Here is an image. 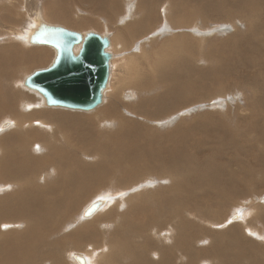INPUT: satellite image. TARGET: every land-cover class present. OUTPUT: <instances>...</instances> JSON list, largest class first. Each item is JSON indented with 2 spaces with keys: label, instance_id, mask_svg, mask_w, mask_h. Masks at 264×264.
<instances>
[{
  "label": "bare ground",
  "instance_id": "6f19581e",
  "mask_svg": "<svg viewBox=\"0 0 264 264\" xmlns=\"http://www.w3.org/2000/svg\"><path fill=\"white\" fill-rule=\"evenodd\" d=\"M52 1L53 0H42L44 3ZM91 1H94L97 6H100L102 2L105 5L109 4V6L113 8L117 6V2L121 6H128V10L132 3L129 0H116V2L113 0L109 2H107V0L106 2L101 0ZM180 1L184 2V0H163L159 6V11H163L165 17L169 16L172 18L174 10L176 18H179L181 15L175 8L178 4H181ZM211 1L212 0H210V4ZM224 1L225 0H220L219 6L211 4L208 8L209 11H206H214L212 13L213 18L210 17L205 19L230 21V24L218 26L217 30L221 32L220 34L225 31V28L230 27L234 29V27L231 26L232 22L241 21L243 18L246 19L247 24L250 25L244 37L240 36V38H237V35L240 33L239 31H235L230 36L228 35L229 38L226 37L227 41L223 43H226V45L231 42L235 43L236 53L234 51L230 52L229 50H227L228 52L226 51V53L237 58L236 63L239 62V66H241V69L243 68L241 71L238 69L240 74L238 73L239 75L237 74V76L246 81L244 83L245 86L250 87L246 89L253 92V95L249 94L245 99V103L248 106L246 109H250V112L248 116H243L241 120H243V122H249L250 129L252 130L250 134L256 133L252 138L257 140L261 137L264 139V120H257L261 117L262 110L264 111V0H240L244 8L241 9L237 7L235 10L230 7L229 4L225 5ZM11 2V13L13 15V13H17V10L21 8L20 5L23 3V0H11ZM145 2L146 0H139V7ZM2 3L3 0H0L1 5ZM64 4L63 6H65ZM150 6L158 8L154 1L150 2ZM133 7L134 6H132L131 9H133ZM56 8H58V6H56ZM58 9L61 8L59 7ZM65 9L66 8H64V10ZM131 9L129 10L130 13H127V17L137 19L139 13H131ZM61 11H63V7ZM77 11H79V9ZM206 11H202L204 17L210 15ZM221 11L225 12V14L220 15ZM56 12L60 13V11ZM4 13V15H6V11H4ZM58 13L56 15H58ZM64 13H67V11ZM77 15L79 14H76V17ZM110 16L112 17V15ZM76 17L75 15L73 16V21H80V19ZM0 18L2 20H0V31L2 32V30L9 29V26L6 25L8 23L5 22V16H0ZM144 19L147 25H149L150 23L156 22L157 16H149L144 9ZM31 20L32 24L26 29L25 34L19 35L18 26L14 27L15 25L13 29L10 27L12 33H10L11 31L9 33L10 35L15 34L16 36H20V38L29 45H39L29 42L28 36L40 21H47L41 14H33ZM191 20L188 14H183L179 20L181 24L175 26H183L190 23ZM47 23L52 24L49 22ZM127 26L131 27L130 23H128ZM64 27L73 30L66 26ZM213 27L215 28L217 26ZM139 28L140 26L137 25L131 29V32L127 30L124 25H121L120 29L118 28V39L122 42L124 48L130 47V45L133 44V39L136 38V34L139 35ZM185 29L186 31L190 30L189 28ZM86 32L88 31L82 33ZM5 33L7 35V32ZM174 34L177 38L163 43L160 50L156 51L159 54V56L156 54L158 56L157 78L163 82H170L171 87L159 92L153 102L148 99L142 101V105H145V107L142 113H138L139 121L136 123L145 127L147 130L145 133L146 136L141 135V137H143L141 141H139L141 138H139V136L137 137L139 143L135 154H132L129 146L125 147V166L121 164L122 158L110 155L107 152V142L104 141L101 135L99 143H86L92 140L95 132L98 131L92 119H87L78 114H72L78 112L64 109H39L41 107L59 106L46 105L43 96L35 90L24 86L23 80L22 87L40 96L41 102L26 104L25 109L28 110L27 112H22L20 110V112H16L17 114L13 119H5L0 124V130L2 131L15 128L13 133L9 132L6 134L5 132L4 135L0 136V181L10 180L16 187L15 191L7 193V195L0 198V222H2L0 225V264H43V262L44 264H65L62 262V258H56L54 253L61 256H68V253H71V250L76 248L77 239L87 238L90 239L92 243L87 245L84 253L72 254L75 264H80L76 258L77 255L85 257L86 264H254V259L247 256L248 251L251 250L249 248L251 247V240H255L254 244H258L262 247L259 254L256 256V264H264V239H261V237H264V203L263 205H254V203H251V198H247L249 196L255 197L256 194H258L259 199H262L264 196V148L257 149L253 145L247 147L241 140V137L234 138L236 134L234 137L225 134L221 140L222 143L218 144V149L217 147L206 148L207 150L202 154H199V151H201L199 149V151L196 150L197 152H191V144H193L192 131L196 129L197 126H201L205 119L204 115H202V117H200V115L195 118L196 121H190L189 116L182 118L181 123H178L174 129L166 132L164 135H160L161 137L159 140L161 142L158 147L160 149L163 145L165 147V149L161 151V156L164 161H158L153 155V150H151L150 139L152 137L157 138L155 133L158 130L155 126L151 127L147 123L154 124L158 120L167 118L157 123L160 125L171 124L177 121L180 115V112H178L180 108L186 109L195 102L199 103L193 105L189 111L183 110L181 112L187 115L189 112H192V110H195V108H202L207 102L212 106L217 105L222 107L225 101H222L221 98L227 97V100H230V90L232 92L230 96L236 94L237 99L241 96L240 93L237 92V89H227L230 85L224 89L222 88L215 91V88L219 86V84L217 86L216 84L221 81L214 79V70L211 68L205 71V69H199L194 65V57L200 53H197V51L202 50L200 49V43L197 44L195 41L189 42L186 40H190L189 37L184 35L177 36V33ZM102 35H107L110 40L112 39L108 34ZM121 36L124 40L120 38ZM201 40V44L205 43L204 39ZM14 45L13 47L11 46L12 49H14ZM111 45L112 40L108 48L109 51ZM0 46L2 47V45ZM202 46L203 45H201V47ZM215 47L216 46H214V48ZM75 49L77 51L79 46ZM23 51L25 52V50ZM110 52L112 53L110 62L112 72H110V79L103 92V101L91 111L96 110L104 103L106 93L110 86L113 87V89L117 87L116 81L118 72H116V65L118 58L112 51ZM116 52L117 51H115V53ZM218 52L217 49L213 53H210L212 55ZM42 54H47V51L32 47V49H29V54L26 56H30V59L37 61L43 57L41 56ZM22 56L24 55L22 54ZM54 58L55 55L51 63ZM11 59L13 60V57H11ZM115 59L116 61L114 63ZM17 60L15 61V66L18 64ZM45 60L46 59H44V61ZM211 60L212 58L210 59V63ZM255 60H259V70L253 73L248 72L247 67L254 64ZM129 62L132 64L136 63L137 67H130L132 77L124 78L119 81L118 84L120 86H131L134 84L136 87L138 82L139 84L142 82L140 81L142 77H148L150 74L149 69L153 68L149 62L142 61L138 64V57L136 55H132ZM127 63L128 62H126L124 66L127 65ZM232 65L233 64H230L228 59L223 57L220 70L223 74L231 75L234 71ZM12 66L9 68L6 65L9 69H11ZM29 66L30 65H27V67ZM206 68L208 67L206 66ZM194 71L197 73L200 72L199 75L202 76V79L208 78L210 88L208 85L204 89L199 90L192 88L193 85H195L193 81ZM7 72L8 71H6V73ZM9 72L7 74H9ZM217 74L218 72L216 75ZM11 75H13V73L10 74V78L8 77L10 80V87L12 85ZM235 78L237 77H233L234 80H236ZM4 79L6 80V77ZM230 79L232 80V78ZM234 80L233 82H235ZM227 82L229 81L223 82V84ZM142 83L141 85H143ZM197 85L202 88L200 84H196V86ZM224 86L225 85H223V87ZM231 87H233V85ZM212 88H214V91L210 90ZM138 89L140 93L146 91V88ZM124 91L125 90H121L118 92V102L124 97H120V95L125 93ZM0 94L4 97V99L2 98L3 100L0 101V108L13 110L18 108L19 101H16L17 93L14 95V93L9 90V95L6 99L5 93L0 91ZM23 96L24 98L26 97L25 94H21V97ZM29 101L30 100H27L25 102ZM228 108L231 109L229 106ZM239 108H241V106ZM226 110L227 113H225V110L223 113L227 116L231 115V113L228 114L229 110ZM126 112L127 109L124 107L119 109L120 114ZM94 120H98L101 128L111 125L116 121L115 117L109 116L105 110L97 113L94 116ZM6 122H9L8 126L4 125ZM31 122V126L35 125L37 129L28 127ZM38 127H40L41 130ZM108 130L104 129L99 132L103 134ZM209 130H211L210 127ZM67 131H72L76 135H65ZM130 133L129 131L128 141L131 140ZM1 134L3 133H0V135ZM213 134L214 132L207 131V136L210 135L207 138L214 137ZM178 141H182L183 145L179 147ZM43 142L48 147L50 146V150L48 153L46 151L47 154L45 155L35 154L34 150H45ZM73 142L76 143L78 147L72 146ZM46 150L48 149L46 148ZM242 155H244V157ZM80 158L85 163L86 169L96 173V186L97 184L103 186L104 181L109 178V174L112 172L120 175L119 182L125 185H128L132 181L135 183L143 181L144 184L140 186L150 185V180H154V178H158L159 182L167 185L162 188V191H158L155 195H152V192L146 193L145 195L141 192L138 193V197H132V199L130 198L133 194L132 191L125 193L123 192L124 190L120 188L119 190L122 192L114 195L116 198L112 200L109 206L107 205L111 199L109 196L103 195L93 198L85 207L83 206L80 213L82 220H95L109 207L116 206L115 214L107 212L104 216L94 221L97 229L102 235V239H100L95 236V232L85 229L88 228L97 231L94 222L86 227L88 224L86 220L78 221V218H68L71 214L70 209L80 206L86 198L84 197L85 193L90 188L86 179L79 181L77 183L78 187L75 188L76 178L84 177V172L80 169V164H82ZM59 177L60 179L58 180ZM73 189L79 190L78 194H76V192L75 194L72 193ZM57 192L61 193L60 196L58 195V198L64 197L65 199L62 200L66 203L62 206V209H66V212H56L54 210V208L58 209V205L56 204L57 200L55 201ZM234 193L246 198L241 201L243 217L239 213H234L232 216H229L230 222L227 223L228 218L225 217L226 210L233 204L239 206V202L236 200L227 201L228 195L234 197ZM44 194H46V196ZM124 194L125 200L123 197ZM97 198L104 199V205L99 208L98 211L94 212L91 217H84L82 215L83 210ZM144 199L151 207L158 211V218L155 216L149 217L152 213L145 205ZM132 200L136 201L131 207ZM106 206L107 208H105ZM125 210L129 212L126 213ZM133 216H141L143 218H138L136 222L129 221V218ZM17 219L20 221H17ZM13 221H16V226L21 228V230H10ZM17 223L20 225L18 226ZM23 224L26 227L22 226ZM79 224H82L81 226L84 230H79V227H77ZM221 225H223V227H221ZM222 228H224V230H221ZM64 232L66 233V237H60L52 242L48 241V238H54L56 234L59 235ZM51 235H53V237H51ZM119 236L124 237L128 243L124 244L119 240ZM67 244L69 245L65 248ZM124 248L126 251L125 254L123 253ZM215 249H219L221 255H205V258L197 260V263L191 260V257L195 253L201 254L204 250L212 251ZM134 250H143V254L146 258H136L132 260L131 253ZM135 256L137 255L135 254ZM49 257L50 259H47ZM121 259L123 261H121Z\"/></svg>",
  "mask_w": 264,
  "mask_h": 264
},
{
  "label": "rangeland",
  "instance_id": "374dc122",
  "mask_svg": "<svg viewBox=\"0 0 264 264\" xmlns=\"http://www.w3.org/2000/svg\"><path fill=\"white\" fill-rule=\"evenodd\" d=\"M32 1H34V2H32ZM32 1L31 0H25V2H24V0H23V3H21V5H20L21 8L19 10H17V13L16 12L13 13V15L11 13V7H12L11 0L10 1L9 0H3L2 5L0 4V14H1L0 16H5V22L8 23L6 25L9 26V29L7 28L6 30H2V32L0 31V42H1L0 45H2V47L0 46L1 47L0 48V53H1L0 58L2 57L1 58L2 62L0 59V91L5 93V99L9 95L8 94L9 90H11V92H13L14 95L17 93L16 94V96H17L16 101H19L18 108L16 110L0 108V124L5 119H13L14 116L18 112H20V110L22 112H27L28 110L25 109L26 104H36V103L41 102V97L38 96L37 94H35L34 92L22 87V83H23V80L25 79V77L28 76L29 74H31L33 71H35L36 69L47 67L51 63V60L55 55V49L51 46H48V45H29L28 43L24 42L23 39L20 38V36H16L15 34L10 35V33H12V29L14 27H17V26H18L17 28L19 29L18 30L19 35L25 34L26 29L32 24L31 16L33 14H41L47 22L52 23V24L63 25V26H66L70 29L78 30L80 32L95 31V32H99L102 34H108L111 36L112 45L110 47V51H112L115 54V56L118 58L117 65H116V69H117L116 72H118V78L116 81L117 87L115 89H113V87L110 86L109 90L106 93L104 103L100 107H98L96 110L91 111V112L90 111L86 112V111H81V110H71V109L60 108V107H41L39 109H50V108H53L52 110L64 109V110H69V111H73V112H78V113H72V114H78V115H81L82 117H85L87 119H92V122L98 131L95 132L92 140H90L89 142H86V143H99V138H101V136H102L104 141L107 142V152L110 155L122 158L121 164L123 166L126 165L125 147L129 146L131 151H132V154H135L138 143L143 138V137H141V135L146 136L145 133L147 130L145 129V127L140 126L136 123L137 121H139L138 120V113H142V111L145 107V105H142V101L148 99L149 101L153 102L159 92L163 91L164 89H166L168 87H171L170 82H168V81L163 82L161 80H158V78H157V76H158L157 75V66H158L157 61H158L159 54L156 51L160 50V47L162 46L163 43L177 38L174 33H177L176 34L177 36L184 35L186 37H189L190 40L186 39L189 42L195 41V42H197V44L200 43V49H202V50L197 51V53H199V52L200 53H199V55L194 57L195 58L194 59V65H195V67H197L199 69H205V71L209 70L211 68H212V70H214V73H213V75L215 77L214 79L221 81V82L216 84V86L218 84H219V86H217L215 88L216 89L215 91H218L219 89H222V88L224 89L230 85L229 88H227V89H232V88H233L232 90L237 89V92H239L241 96L239 99H237L236 94L234 96H230L232 94V92L230 90L229 91V97H231L232 101H231V99L227 100V97L221 98L222 101H225V104L222 107H219L217 105L212 106V105L208 104V102H207V104L205 102H203L206 105H204L202 108H195V110H192V112H189V114H187V115L183 114L181 112L183 110L189 111V109L193 105H196V103H199V102H195V103H192V105L190 107H187L186 109L180 108L179 111L177 110L178 112H180V115L178 116L177 121L172 122L171 124L168 123L165 125H160L159 123H157V122H162V121L166 120L167 118L158 120L154 124L147 123L151 127L155 126L158 130L155 133L157 135L158 139L153 138V137L150 139L151 140V143H150L151 144V150H153V155L158 159V161H160V162L164 161V159L161 156V151L164 150L165 147H164V145L161 149L158 147L159 143L161 142L159 140L161 137L160 135H164L166 132L174 129L178 123H181L182 118H186L189 116L190 121H193V120L196 121L195 118L197 116H200V115H201L200 117H202V115H204L205 119L203 120L201 126H197L196 129H194L192 131L193 132V144L194 145L191 144V147H192V148L190 147L191 152H197V151L201 150V151H199L200 152L199 154H202L207 150L206 148L217 147V149H218V144L222 143L221 140L225 136V134L230 135V137H234V135L236 134L237 136L235 135L234 138L241 137V140L243 141V143L247 147L253 145L257 149H263L264 148V139L261 137H259V139H257V140L252 138L253 136L256 135V133L254 132L253 134H250L252 132V130L250 129L249 122H247V121L243 122V120H241V118L243 119V116H245V115L248 116V113L250 112V109H246V108H248V106L245 103V99L247 98V95H249V94L253 95V92L249 91V89H246V88H250L248 86H245L244 83L246 81L238 78V76H237L239 71H241L243 69V68L241 69V66H239V64H238L239 62L236 63L237 58L226 53L227 50H229L230 52L234 51L236 53L235 43L231 42L228 45H226V43H223V42L227 41V38H229V36L232 33H234L235 31H239V33H240L237 35V38H240V36L244 37L246 35L248 29L250 28V25L247 24V20L243 18V19H241V21L232 22L231 26L234 27V29H232L230 27L225 28V31L222 34H220L221 32H218V30H217L218 26L230 24V21H223V20L214 21V20H210V19H205V18H210V17L213 18L212 13L214 11L207 12L206 10H208V8L211 4H214L215 6H219L220 0H212L211 4H210V0H209V2H208V0H184V2L180 1L181 4H178L177 7L175 8V10H178L179 14L181 15L179 18H176L174 10H173L172 18L169 16L165 17V13H163V11H161V12L159 11V6L163 0H146V2L144 4L140 5V7H139V0H129L130 2H132L130 5V9L132 6H134L133 9H131L132 10L131 13H134V12H137V14L139 13V16H137V19L136 18L134 19L132 17V15H131L132 18H128L127 13H130L129 12L130 9L128 10V6H125V5L121 6L120 4H118L116 2V0H113L117 4V6L115 8H113L112 6L110 7L109 4L105 5L102 2L100 3V6H97L96 3L94 1H91V0H53L52 2H49V3H44V2H42V0H37V1L32 0ZM101 1L106 2V0H101ZM109 1L110 0H107V2H109ZM151 1H154L158 8H155L154 6H150ZM62 3L63 4L65 3L64 4L65 6H63ZM58 4H60V5H58ZM224 4L225 5L229 4V6L232 7L234 10L237 7L241 8V9L244 8L242 6L240 0L239 1L225 0ZM55 5L58 6V8L60 7L61 9L56 8ZM102 6H104V7H102ZM147 6H149V7H147ZM62 7H63V11H61ZM64 8H66L65 10L67 11V13H64V12H66L64 10ZM136 8H137V10H136ZM78 9H79V11H77ZM144 9H145V11H147L149 16H153V15L157 16L156 22H153V23H150L149 25H147V23L144 19ZM54 10L60 11L61 15H60V13H58ZM203 10L206 11L207 13H209L210 15H206L204 17L203 13H202ZM4 11H6V15H4L5 14ZM57 13H58V15H56ZM62 13L65 15H63ZM54 14H55V16H54ZM76 14H79V15H77V17H76ZM183 14H188L192 20L190 21V23H187L183 26H179V27L175 26V25L181 24V23H179V20ZM223 14H225V12L221 11L220 15H223ZM9 15H11L12 17ZM74 15L76 18L80 19V21L74 22L73 21ZM104 15H106V16H104ZM110 15H112L113 18ZM125 15H126V17H125ZM240 15H241V13H240ZM116 18H118V19H116ZM107 19L109 20V22ZM0 20H1V18H0ZM224 22H226V23H224ZM128 23H130L132 28L130 26H127ZM9 24H11V25H9ZM121 25H124L127 28V30H129L130 32H131V29H133L137 25L140 26L139 35L136 34V38L133 39V44H131L130 47L124 48L122 42L119 41V39H118L119 32H117V30L119 31ZM213 26H217V27L214 28ZM10 27H12V29ZM194 27H195V29H194ZM185 28H187V29L189 28L190 30L186 31ZM5 32H7V35ZM8 33L10 36L8 35ZM6 36H8V37H6ZM11 36H12V38H11ZM3 38H4V40H3ZM120 38L122 40H124V38L122 36ZM6 39H7V41H6ZM201 39H204L205 43L201 44V41H202ZM17 43L19 45L20 44L21 45L19 46ZM14 44H17V45H14ZM3 45H5L6 47ZM13 45H14V49H12ZM201 45H203V46L201 47ZM113 46H115V47H113ZM116 46L118 49L116 48ZM214 46H216V47L214 48ZM32 47L35 49H43V50L47 51V54L41 55V56H43V57H41L42 59L41 58L39 59L41 61H39V60L36 61V60L30 59V56L29 57L26 56L29 54V49H32ZM115 49H117V50H115ZM217 49L220 53L218 52L217 54H215L216 53L215 52L214 54L211 55L210 52L213 53ZM23 50H25V52ZM2 51H4V52H2ZM115 51H117L116 52L117 54L115 53ZM21 52H24V53H21ZM201 52L204 54H202ZM11 54H13V55H11ZM22 54L24 56H22ZM49 55H50V57H49ZM132 55H136L138 57V64L142 61L149 62L152 65L153 69H149L150 74L148 75V77L146 76V77L141 78L140 81L143 82V83L141 82L143 85H141V83L139 84V82H138L139 85L137 84L136 87L134 84L131 86L130 85L129 86H120L118 84L119 81H121L124 78L132 77V75L130 73V67H133V68L137 67L136 63L132 64L129 62V59ZM11 57H13L14 61L11 59ZM223 57L225 59H228L230 64H233L232 66L234 67V71L231 73V75H228L225 73L223 74L222 71L220 70L221 69L220 66H221ZM28 58L30 59V61ZM43 58L46 60L44 61ZM47 58H48V60H47ZM211 58H212V60H211L212 64L210 63ZM17 59H19V60H17ZM27 59H28V61H27ZM116 59L114 60V63H115ZM263 59H264V56H263ZM16 60L18 63L17 66H15ZM18 61L21 63H19ZM203 61H205L206 63ZM4 62H6V63H4ZM38 62H40V63H38ZM43 62H45V63H43ZM46 62H47V64H46ZM126 62H128V63H127V65L124 66V64ZM258 63H259V60H255L254 64L247 67V71L251 72V73L257 72L259 70ZM44 64H46V65H44ZM6 65L9 68L13 65L12 66L13 69L7 68ZM27 65H30V66L27 67ZM206 66L208 68H206ZM210 66H212V67H210ZM237 66H238V68H237ZM5 67L7 68V70ZM3 68H4V70H3ZM238 69H239V71H238ZM2 70H3V72H2ZM6 71H8V72L10 71L9 74H7L8 72L6 73ZM14 71H15V73H14ZM111 72H112V67H111ZM215 72L216 73L218 72V74L220 73L222 75H220V74L216 75ZM12 73H13V75H11V84L12 85L10 87V83H9L10 80L8 79V77L10 78V74H12ZM16 74H17V76H16ZM199 74H200V72L197 73L196 71H194L193 81H194L195 85H193L192 88L199 90V89H204L207 85L210 88V84L208 83V81H209L208 78L202 79V76H200ZM232 76L237 77V78H235L236 80H234ZM5 77H6V80L4 79ZM230 78H232V80ZM142 79L143 80L145 79L144 80L145 82ZM233 80L235 82H233ZM226 81H229V82L223 84V82H226ZM228 83H230V84H228ZM116 84H115V86H116ZM196 84H200L202 86V88H200L199 85L196 86ZM242 84H244V85H242ZM223 85H225V86L223 87ZM232 85H233V87H231ZM138 88H146V91L140 93L138 91L139 90ZM17 89L21 92H19ZM213 89L214 88H212L210 90H213ZM121 90H125L124 91L125 93L120 95V97L121 96L122 97L124 96V97L121 98L122 100L120 102H118L117 101L119 98L118 92ZM237 92H235V93H237ZM21 94H25L26 97L25 98H24V96L21 97ZM2 98L4 99V97L0 94V101L3 100ZM196 99H199V98H196ZM27 100H30V101L25 102ZM110 104H111V106H110ZM228 106L231 107V109H229ZM240 106H241V108H239ZM123 107L127 109V112L120 114L119 109H121ZM56 108H58V109H56ZM226 109L229 110L228 114L231 113V115H228V116L225 115V113H227ZM245 109H246V111H245ZM104 110L106 111V113L109 116H114L116 121L111 125H108L106 127L101 128L98 120H94V116L97 113L104 111ZM224 110H225V113H223ZM42 111H51V110H42ZM69 114H71V113H69ZM245 119H247V118H245ZM257 120H264V111L263 110L261 112V117H259ZM31 125H32V122L30 123V126H28V127L37 129L35 127V125L34 126H31ZM209 127L211 130H209ZM38 128L41 130L40 127H38ZM104 129H107V130L109 129V130L106 133L100 134V132ZM14 130H15V128H12L10 130H3V131L0 130V133H3L0 136L4 135L5 132H6V134L9 132L13 133ZM43 131H45V130H43ZM129 131L131 132L130 133V137H131L130 141H128V139H127L128 135H129ZM207 131L208 132H211V131L214 132V134H213L214 137L208 139L207 137H209L210 135L207 136ZM219 131H221V132H219ZM68 134L69 135H76L72 131L65 132V135H68ZM138 136H139V138H141L139 141H137ZM177 143H178L179 147L183 145L182 141H178ZM72 146L78 147L77 144L74 142L72 143ZM43 147L45 148V150H42V151L41 150H37V151L34 150V153L37 155L47 154L48 151L50 150V146L48 147L43 142ZM46 148L48 150H46ZM46 151H47V153H46ZM80 151H81V149H80ZM242 156L244 157V155H242ZM80 160L82 161L81 158H80ZM43 168H45V167H43ZM80 169L84 172V177L83 178L82 177L76 178L75 188L78 187L77 183L79 181H81L82 179H86L88 181L90 188L85 193L84 197H86V198L83 200V202L80 204V206L74 207V209H70L71 214L69 215L68 218H74V219L78 218V221L86 220L87 221L86 223H88L86 225V227L89 224L93 223L96 219L104 216L107 212H112L114 214L116 213V206H113V207H109L103 214L99 215L95 220H92V219H83L82 220V218L80 216V213L82 211L81 209L83 208V206L85 207L93 198H95L97 196H102V195L103 196H109V198L111 199V201L107 205V206H109V205H111L112 200H114L116 198V197H114V195H116V193L119 194V192H122L119 190L120 188H122L124 190L123 192H125V193L132 191L133 194L130 196V198L132 199V197H138V193H141V192L144 193V195L146 193H149V192H152V195H155L158 191H162V188L165 185H167V184H163V183L159 182L158 178H154V180L153 179L150 180V183H151L150 185L140 186L141 184H144L143 181H140L139 183H135L132 181L128 185H125V184L119 182V179L121 176L112 172L109 174V178L104 181L103 186H101V185L99 186L98 184L96 186V183H95L96 173L86 169L85 163L83 161H82V164H80ZM59 179H60V177L58 178V180ZM15 190H16V187L13 185V183L10 180L0 181V198L7 195V193H10V192L15 191ZM116 191H118V192H116ZM75 192H76V194H78L79 190L73 189L72 193L75 194ZM60 194L61 193H59V192L56 193L55 201L57 200L56 204L58 205L57 206L58 209L54 208V210L56 212H61V211L66 212V209H64V210L62 209V206L66 204L65 201H62V200H65V199H64V197H61L63 199L58 198L60 196ZM44 195L46 196V194H44ZM123 197L125 200V194L123 195ZM247 198H251V203H254V205L255 204H262L263 205V203H264V196L262 199L261 198L259 199L258 194H256L255 197L249 196ZM245 199H246L245 197H243L239 194H235V193H234V197L228 195L227 201L236 200L237 202H239V206L233 204V205H230V207L226 210L227 212L225 214V217L228 218L227 223L230 222L229 216H232V214H234V213H239L243 217V215H242L243 209L241 207V204H242L241 201H243ZM135 201L136 200H132L131 207L134 205ZM144 201H145V205L148 207V209L152 213L149 215V217L155 216L156 218H158V211H156L153 207H151L146 202L145 199H144ZM60 206H61V208H60ZM107 206L105 208H107ZM76 209H77V213H76ZM57 210H59V211H57ZM125 211H126V213L129 212L127 210H125ZM140 217L141 216L130 217L129 221L136 222V221H138V218H140ZM141 218H143V217H141ZM17 221H20V220L17 219ZM15 223H16V221H13V223H11L10 230H13V229H20L21 230V228L17 227ZM21 223H22V221H21ZM1 224H2V222H0V225ZM82 224H85V223H82ZM82 224L77 225V227H79V230H84V228L81 226ZM94 224H95V222H94ZM17 225L19 226L20 224L17 223ZM22 226L26 227L24 224ZM95 227H96V224H95ZM85 229L87 231L95 232V236L97 238L102 239V235H101L100 231L97 229V227H96L97 231L93 230V229H88V228H85ZM126 229H127V226H126ZM221 230H224V228H222ZM67 233H69V232H67ZM65 234H66L65 232L60 233L59 235L56 234L54 236V238H48V241L52 242L53 240H56L60 237H66ZM51 237H53V235H51ZM83 237H85V236H83ZM119 240H121L124 244L128 243V241H126V239L122 236H119ZM254 242H255V240H251V242H250L251 247H249L251 250L248 251L247 256L250 258H253L254 264H256V256L259 254L260 249L262 247L258 244H254ZM76 243H77L76 248L72 249L71 253H68V256H61V255H57L56 253H54L56 258L61 257L62 262H64L65 264H75V262H74L75 260H74V257L72 256V254L73 253H81V254L84 253V251L87 248V245L89 243H92V242L90 241V239L87 238V239H77ZM68 245L69 244H67V246L65 248H67ZM123 253L124 254L126 253L125 248H124ZM135 254L138 257L135 256ZM217 254L221 255V251H219V249H215L212 251L204 250L201 254L195 253L191 257V260H193L195 263H197V260H200V259L202 260L203 258H205V255L215 256ZM131 258H132V260H134L136 258H146V256L143 254V250H141V251H135L134 250L131 253ZM47 259H50V257ZM122 259H121V261H123ZM110 262H111V260H110ZM43 264H44V262H43Z\"/></svg>",
  "mask_w": 264,
  "mask_h": 264
},
{
  "label": "water",
  "instance_id": "95a60500",
  "mask_svg": "<svg viewBox=\"0 0 264 264\" xmlns=\"http://www.w3.org/2000/svg\"><path fill=\"white\" fill-rule=\"evenodd\" d=\"M28 38L32 44L53 47L56 54L48 67L29 74L24 86L43 96L48 106L91 111L102 103L111 72L109 36L95 31H73L42 20ZM104 202L101 198L93 200L82 215L91 217ZM76 258L80 264H86L85 257L77 255Z\"/></svg>",
  "mask_w": 264,
  "mask_h": 264
},
{
  "label": "snow or ice",
  "instance_id": "6c2138e0",
  "mask_svg": "<svg viewBox=\"0 0 264 264\" xmlns=\"http://www.w3.org/2000/svg\"><path fill=\"white\" fill-rule=\"evenodd\" d=\"M221 227H223V225H221ZM261 239H264V237H261Z\"/></svg>",
  "mask_w": 264,
  "mask_h": 264
}]
</instances>
